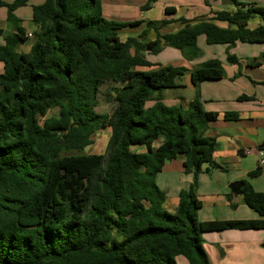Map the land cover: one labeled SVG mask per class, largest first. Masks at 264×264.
Masks as SVG:
<instances>
[{
	"label": "trees",
	"instance_id": "1",
	"mask_svg": "<svg viewBox=\"0 0 264 264\" xmlns=\"http://www.w3.org/2000/svg\"><path fill=\"white\" fill-rule=\"evenodd\" d=\"M29 1L0 0L14 31L0 46V264H207L203 234L264 230V193L246 181L242 201L258 218L198 220L197 176L204 164L206 172L223 170L213 160L215 139L205 135L219 115L203 111L198 95L186 109L166 106L163 92L177 88L187 70L147 60L169 47L192 61L200 54L199 36L206 45L228 48L262 44L263 7L228 0L234 11L193 24L181 17L118 23L104 19L101 0H43L31 8L30 50L19 53L27 35L14 12ZM156 2L147 0L141 10ZM254 17L262 24L249 29ZM172 23L181 27L162 34ZM142 24L137 37L120 40L119 32ZM226 58L237 63L233 55ZM262 63L264 53L250 65ZM190 74L195 90L223 79L224 69L210 59ZM104 85L113 102L109 116L95 110ZM50 110L56 114L46 117ZM222 117L238 120L233 112ZM105 129L104 153L86 154ZM178 154L193 181L170 213L156 178ZM261 173L256 165L247 176Z\"/></svg>",
	"mask_w": 264,
	"mask_h": 264
},
{
	"label": "rangeland",
	"instance_id": "2",
	"mask_svg": "<svg viewBox=\"0 0 264 264\" xmlns=\"http://www.w3.org/2000/svg\"><path fill=\"white\" fill-rule=\"evenodd\" d=\"M236 1L243 4L256 3L257 6L264 8V0ZM42 2L43 0H30L27 6L19 9V12L23 15V17L26 14V17H24L26 20H31V6H36ZM146 3L147 0H101L103 17L107 21H115L118 23H129L141 20L144 19V16L147 14L146 11L141 10V7ZM153 5L160 8L154 11L155 15H162L163 6L172 7L177 11L179 16H182L181 18L186 20L192 18L198 19L203 15L212 17L214 12H231L235 10V6L228 0H157V3ZM5 16L6 9L0 8L1 22L4 20ZM178 27H180L179 23L173 24L171 27H168L166 30H164V32L175 31L178 29ZM136 29L137 28H128L126 30L127 33H132L131 36H133V32H136ZM124 36L125 35H123L121 32L120 38L123 39ZM151 36L148 34V37L150 38L155 37V35L152 33ZM197 46L200 49V54L197 58L192 60V64H196L198 66L207 60L217 59L222 63L224 68L223 79L214 83L201 84L194 91H190L188 88H183L182 86V88L166 90L164 91L163 95V98L166 101V106H172L170 101H173L171 97L174 95L179 99H192L195 95H198L202 110L205 112L217 113L219 115L217 121L223 122L220 118V116H222L221 113L231 110V104L233 105L232 101H237V97L239 96L237 92L238 89H241L240 94L245 92L251 97L254 96L258 102L260 101V99L264 96V63H262L263 66L254 70H248L247 65L262 55L260 54L257 57H253L251 52L263 45L238 44L237 47L234 48H228L224 45H206L204 42V37L200 36L197 40ZM227 53L232 54L237 58L236 64H230L227 62ZM249 54L250 56H248ZM147 59L150 62L156 63L163 67H185V65L181 62L183 59L180 53L177 50L171 48H163L162 51L156 55H148ZM185 79V76L182 79L177 78L176 82L184 84ZM235 81H237V83H235ZM241 82L244 86L239 87V83ZM244 82L246 83L244 84ZM107 90V85L101 87L97 100L98 104L95 110L99 114L109 116L113 110V102L106 98L105 92H107ZM169 94L171 97L168 96ZM55 114L56 110H50L46 117H50ZM246 125L248 124L246 123ZM251 128V131L255 133V128L253 126H251ZM257 133L264 135V128L257 127ZM109 135V129L99 131L93 138V144L86 150L85 153L103 154ZM246 151L247 152L243 158L239 156L237 151L235 153V161H232L229 164L221 165L223 170L209 169V171L206 172L205 170L208 166L204 164L201 168V173H199L196 179L195 192L197 193V191L200 190L204 191V194H209L212 191L214 184L219 185L221 183H225L230 175L237 179H244V181L250 184L253 179L248 177L247 173L255 169L256 158L251 150ZM262 156L264 159V152H262ZM192 181L193 179L191 178V183ZM199 199L204 201L206 197L203 195L199 197ZM236 202L242 201L241 199H237ZM246 210L247 212H252L247 207ZM209 211L211 214L214 213V210L211 211L208 209V206L205 207L202 212V216L208 214ZM232 212L240 215L239 210L237 212ZM254 216H256L255 213ZM250 233L253 237L247 241L238 238V240H229L225 242L231 247L229 254H226L225 256H222L223 252L221 249L216 247L217 244L214 245L213 249L217 251L216 258L211 255V251L213 250L209 249L211 246L208 245L207 248L206 244L203 243V250L206 251L205 253L209 254V256H207V264H264V241L262 240L261 242H257L256 238H258L257 234H259V232L251 231ZM263 233L264 232H261L260 234ZM179 264L186 263L184 260H181V263L179 262Z\"/></svg>",
	"mask_w": 264,
	"mask_h": 264
},
{
	"label": "crops",
	"instance_id": "3",
	"mask_svg": "<svg viewBox=\"0 0 264 264\" xmlns=\"http://www.w3.org/2000/svg\"><path fill=\"white\" fill-rule=\"evenodd\" d=\"M6 2H10V0H5ZM29 3V2H28ZM157 3V2H156ZM41 4V3H39ZM38 4V5H39ZM256 4V3H253ZM27 6V5H26ZM22 8V7H21ZM32 8V6H31ZM166 7L163 6V12L161 14H154V11L157 9H160L156 7L155 5H151L150 9L146 10V15L144 16V19H141L143 22H155L160 21L163 19H172L176 20L182 16H179L177 11L174 9V14L172 15H166L164 12V9ZM20 9V8H19ZM19 9H17L14 14L15 16L20 20V26L25 31V34L27 35V41L21 45L18 46L17 52L19 53H27L30 50V47L32 45V32L34 30V26L32 23V20H26L24 17H26V14L23 15L19 12ZM22 15V16H21ZM196 18V17H195ZM211 17L203 15L202 17L198 19H187L190 20L193 24L197 20L200 19H209ZM2 24V26H1ZM173 24H170L168 27H171ZM221 28H226L225 23H216ZM262 24V21L258 17L251 18L247 22V27L249 29H254ZM167 27V28H168ZM181 27V25H180ZM178 27V29L180 28ZM136 32H133L134 35L127 33L128 28L122 30L121 32L123 35V39L120 38L121 32H119V38L120 40L124 41L128 37H137L138 34L144 30L146 27L144 24L136 27ZM167 28L163 29L161 31L162 34L169 33V31L164 32ZM134 29V28H133ZM177 29V30H178ZM175 30V31H177ZM171 31V32H175ZM14 33L13 28L7 22L6 16L4 20L0 21V46L4 45V38L7 36H10ZM151 33L155 35V33L151 30H149L148 34L151 36ZM148 37V35H147ZM152 37V36H151ZM200 37V36H199ZM198 37V38H199ZM155 38V37H154ZM154 38L148 37L149 40H153ZM198 40V39H197ZM205 42V39H204ZM238 44H246V43H236L234 47H237ZM249 45H263L258 49L253 50L251 52V55L254 57L259 56L260 54L264 53V43L262 44H249ZM225 46V45H224ZM227 47V46H226ZM233 47V48H234ZM169 47H164V49ZM172 49V48H171ZM232 55V54H230ZM234 56V55H233ZM250 56V54L248 55ZM148 58V55H147ZM183 59V58H182ZM148 60V59H147ZM181 62L185 65V69L187 71H191L194 69L197 65L192 64V61H186L185 59L181 60ZM152 63V62H151ZM156 64V63H153ZM249 63L247 65L248 70H254L258 69L262 64H260L258 67H254L250 65ZM158 65V64H156ZM224 69V68H223ZM3 68L2 64L0 63V74L2 73ZM222 80V79H221ZM218 82V81H214ZM214 82H203L201 84L205 83H214ZM237 83V81H235ZM246 82H244L245 84ZM179 86L177 88H182L180 86L181 83H178ZM200 84V85H201ZM244 86L242 85V82L239 83V87ZM191 91V90H190ZM194 91V90H192ZM241 89H238L239 96L237 97V101H232L233 105L231 104V110L228 112L237 113L238 120L237 121H224L223 120V114L220 118L223 122L216 121L209 126V130L206 132L207 137H212L215 139V145L213 150V160L219 165H225L229 164L232 161H235V153L238 151V154L240 157H244L246 154V150H251L253 152V155L256 158V165H257V150L258 146L264 142V135L257 133V127L264 128V96L260 99L258 102L256 98L253 96L247 95L245 92L243 94H240ZM164 95V92L163 94ZM169 97L170 94L168 95ZM241 96H245L248 98H251L249 101H239L238 98ZM173 101H170L172 103V106H180L183 109H186L191 99H179L175 95L171 97ZM181 100V101H179ZM163 103L165 104L166 101L163 98ZM236 103V104H234ZM151 103H147V106H150ZM219 118V117H218ZM246 123L248 125H246ZM251 126L255 128L256 131L253 133L251 130ZM251 128V129H250ZM238 149V150H237ZM184 156L182 154H178L175 160L166 162L163 166L162 171L157 175L156 182L158 187L165 192L166 198L163 203V209L167 212L173 213L177 203H178V194L181 190L188 189L189 185L191 184V175L184 174ZM252 182H250L252 188L256 192L264 193V170H262V173L257 178H252ZM236 180H242L244 179H237L233 176H229L228 180L225 183H221L219 185H215L212 188V191L209 194H204V191L198 190L197 193L195 192L197 198L201 196H205L206 199L204 201H201V209L198 212V218L201 222H207V221H215V220H243V219H256L258 218L257 214L254 216V212H247L246 206L242 201V196L240 195H233L231 194L229 190V185ZM237 182V181H236ZM229 195L231 197L229 198ZM237 199H241L242 202H236ZM242 203V204H241ZM208 206V209L211 211L214 210V213H209L202 216V212L205 207ZM231 205L233 207H231ZM240 211V215H237L234 212ZM216 212V213H215ZM251 232V231H250ZM249 231H224V232H213V233H206L203 234V240L206 244L207 248L208 245L211 246L209 248L210 250L213 249V246L217 244V248L221 249L222 256H225L226 254H229L230 252V245H228L227 241L229 240H238V238H241V240L247 241L248 239H252V234ZM259 232L257 242L264 241V233L260 234L261 232H264V230L255 231ZM209 234V235H208ZM253 243V242H252ZM264 247V245H263ZM206 252V251H205ZM207 256H209L208 253H206ZM211 255L213 257H217V251L213 249L211 251Z\"/></svg>",
	"mask_w": 264,
	"mask_h": 264
},
{
	"label": "water",
	"instance_id": "4",
	"mask_svg": "<svg viewBox=\"0 0 264 264\" xmlns=\"http://www.w3.org/2000/svg\"><path fill=\"white\" fill-rule=\"evenodd\" d=\"M185 77L186 79H185L184 85L186 86V88H188L191 91L194 90L193 81H192L191 74L189 71L185 72ZM258 150L264 151V142L258 146ZM242 186H243V183L241 181L233 182L229 185V190L231 194L233 195H240Z\"/></svg>",
	"mask_w": 264,
	"mask_h": 264
},
{
	"label": "built area",
	"instance_id": "5",
	"mask_svg": "<svg viewBox=\"0 0 264 264\" xmlns=\"http://www.w3.org/2000/svg\"><path fill=\"white\" fill-rule=\"evenodd\" d=\"M262 152H264L263 150H257V166L261 169L264 170V159L262 156Z\"/></svg>",
	"mask_w": 264,
	"mask_h": 264
}]
</instances>
